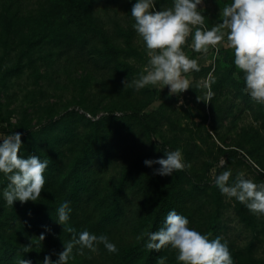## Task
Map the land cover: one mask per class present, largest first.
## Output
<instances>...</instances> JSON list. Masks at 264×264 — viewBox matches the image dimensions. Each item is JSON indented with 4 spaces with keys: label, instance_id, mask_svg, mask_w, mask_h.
Wrapping results in <instances>:
<instances>
[{
    "label": "trees",
    "instance_id": "1",
    "mask_svg": "<svg viewBox=\"0 0 264 264\" xmlns=\"http://www.w3.org/2000/svg\"><path fill=\"white\" fill-rule=\"evenodd\" d=\"M98 1L46 0L44 8L32 12L27 10L28 0H0V91L11 89L12 81L24 73H29L35 81L42 78L52 81V73L69 75L72 69L74 72L81 69V74L71 79L78 88L76 96L61 107H38L42 113L35 122L37 130L26 110L17 123L7 119L5 127L0 128V133H22L18 155L49 158L44 173L46 182L36 201L17 200L9 205L2 194L8 183L7 176L0 172V264H18L20 258L42 264L45 255L56 260L63 244L85 229L97 235L106 234L116 243L118 251L109 252L100 243L95 251L84 248L78 252L76 249L80 246L76 245L67 264H157L160 256L167 257L166 264H184L176 258L178 250L170 245L148 249L145 234L162 227L169 210L176 209L183 214L186 208V199L180 195L183 181L192 192L208 194L209 182L199 178H203L212 163L203 161L199 170L194 171L191 165L174 170L172 175L161 176L153 171L159 165L149 167L143 163L146 158L153 159L154 144L134 151L130 161L119 155L125 151L124 136L133 129L139 130L148 142L156 136L157 127L143 114L154 102L156 91L148 85L141 89L132 85L137 72L128 59L138 54L134 44L137 32L131 24L124 27L117 17L108 19L112 23V28H108L97 12ZM218 1L221 8L230 2ZM105 2V10L121 8L126 16L132 17L130 10L135 0ZM172 3L173 0H157V8L172 6ZM132 20L133 25L134 17ZM233 58L232 52L227 67L222 73L216 72L220 76L211 84L215 95L208 101L210 112L216 118L218 99L221 95L225 98L223 90H230L264 129V103H258L243 91L242 72L234 65ZM208 71L207 67L196 73L202 76ZM91 87L95 90L87 94V88ZM136 94L141 97L134 98ZM233 107L234 103L227 109L221 108L220 113L232 115ZM206 136L211 138L208 133ZM260 136L253 130H242L234 142L264 169V138ZM155 141L161 154L174 149L173 140ZM178 142L190 164V156L213 153L215 160L224 156L249 165L245 156L235 149L217 145L203 148L200 133L192 129L182 144ZM258 175L264 178V172ZM218 189L211 191L216 206L220 204ZM131 198H138L133 209L128 206ZM65 200L70 201L72 212L70 220L61 225L57 222L56 210ZM236 205L242 211V203L237 201ZM214 212L217 218L218 211ZM69 226L74 232L67 230ZM207 227L216 231L214 220H208ZM41 233H44L42 240ZM25 245H31L27 252ZM249 247L253 248L254 244ZM230 251L234 264H264L251 258L250 248L240 252L232 247Z\"/></svg>",
    "mask_w": 264,
    "mask_h": 264
},
{
    "label": "clouds",
    "instance_id": "2",
    "mask_svg": "<svg viewBox=\"0 0 264 264\" xmlns=\"http://www.w3.org/2000/svg\"><path fill=\"white\" fill-rule=\"evenodd\" d=\"M202 3L203 0H173L171 7L158 9L157 0H135L130 10L135 21L132 27L142 38L150 59L147 71L132 80V85L141 89L149 84H160L162 88L168 86L170 94L192 88L187 73L199 71L200 65L182 46L193 26H198L192 35V47L207 52L211 45L218 51L219 45L226 43L233 50L234 65L242 72L243 91L258 103H264V0H230L221 10L222 20L211 28L204 26L203 8L198 7ZM214 79L209 73L202 81L209 99L215 95L211 87ZM21 135L20 132L0 133V172L6 174L8 180L2 194L9 205L17 200L36 201L45 185L44 173L49 165L47 157L18 155L22 147ZM143 163L149 167L159 165L153 171L161 176L191 167L181 148L166 150L162 157L146 158ZM214 183L221 193L234 197L253 212L264 214V183L247 178L243 172L232 178L230 168L217 174ZM56 211L57 222L66 224L72 212L70 201L60 203ZM67 230L74 232L70 226ZM145 235L148 249L170 245L178 250L176 258L184 264H234L227 240L220 236L210 238L211 233H202L189 226L188 217L176 209L168 211L162 227ZM39 238L42 240L44 233ZM100 243L109 252L118 251L116 243L106 234L97 235L85 229L63 244L56 260L45 255L42 264H67L74 246H80L76 249L78 252L84 248L95 251ZM30 247L25 245L24 251ZM166 260L167 257L160 256L157 264H166ZM18 264H32V260L20 258Z\"/></svg>",
    "mask_w": 264,
    "mask_h": 264
},
{
    "label": "rangeland",
    "instance_id": "3",
    "mask_svg": "<svg viewBox=\"0 0 264 264\" xmlns=\"http://www.w3.org/2000/svg\"><path fill=\"white\" fill-rule=\"evenodd\" d=\"M27 3V10L36 12L39 8H44L46 0H28ZM106 5L105 0H99L96 8L103 20L102 22L106 24L108 28H112V23L108 20L110 17H117V20H120V23H122L124 27L130 24L132 27L133 17L126 16L121 8L116 10H114L115 8H109L105 10ZM198 7L203 8V14L205 15L204 26L211 28L222 20V8L218 0H203L202 5ZM195 27L198 26H193L192 33L186 38V42L182 47L186 54L198 59L200 69L208 67V73L198 76L196 73L197 71L191 70L187 75L191 80L192 88L179 94H170L168 86L162 88L160 84H149L148 87L156 91V98H154L155 100L150 106L143 110V114L148 115L153 121V124L157 127V134L154 136V139L148 142L141 136L139 130L133 129L128 135L124 136L122 147L125 148V151L122 153L123 155L121 153H119V155L123 156V159H128L130 161L133 158L134 151L140 148L148 149L154 144L155 150L153 152V159L162 157L164 154L159 153L160 147L157 145L155 139L160 141L173 140L174 149L179 148L178 141L182 144L183 138L189 134L190 129L195 131V133H200L202 141L200 144H203V148L206 147L208 149L217 145L226 149L237 150L238 153L245 156L249 165L238 159H226L224 156H219L218 159L215 160L214 157L216 156L213 153L210 156H190L194 171L201 168L200 164L203 161L212 163V167L202 175L203 178H199L202 182H209V187L207 188L208 194L199 195L192 192L190 186L185 181L181 183L182 189L180 195L186 199V208L182 211L183 214L189 218V226L196 228L202 233H211L210 238H214L216 235L222 237V239L227 240L229 248L234 247L240 252H244L245 248H250L252 251V259L264 261V214L249 210L243 203L241 205L242 211H239L236 205L238 200L221 193L220 189L217 191L220 200L218 206L213 203L215 197L211 195V191L218 187L214 183L217 169L220 170V173L230 168L232 170V178H235L238 173L243 172L247 178L253 179L257 183H264V178L258 175V172H264L260 170L262 168L246 153V150L236 147L234 142L237 141L236 136L242 130L249 132L253 130L259 133L263 139L264 129L260 127V122L254 119L252 112L246 109L243 102L239 98H235L232 91H227L226 89L223 90L225 98H222L221 95L218 99V108L216 109L218 113L217 116H215L216 118H214L208 107L209 98L205 94L206 89L202 86V81L208 77L209 73L217 79L220 74H216V72L221 71L222 73V69L227 67L233 50L223 42L219 45L218 51L216 47H212L211 45H209L207 52L195 50L192 47V35ZM134 44L138 54L128 59L129 64L137 72V74L133 76V80L138 78V75L142 72L147 71L146 66L150 59L147 55L148 49L138 33H134ZM0 54H2L1 50ZM42 71L43 69H41L40 72ZM101 73L102 71L100 74ZM80 74L81 69L78 68L75 72L72 69L69 75L62 72L52 73V81L47 78L35 81L34 77L29 73H24L23 77L20 79L13 80L11 89L6 92L0 91V128L5 127L7 119L11 123H17L23 110L30 113L32 117L31 123L35 124L38 115L42 113L38 107H48L51 105L61 107L67 101H70L79 93L78 88L73 84V80L71 79L73 77L77 78ZM92 90L94 91L95 88H87V94ZM138 97H141V95L136 94L134 98ZM233 103L232 115L225 116L220 113L221 108L227 109ZM99 112L104 113L102 110ZM101 113H99V115ZM117 113L120 114L118 111ZM79 129L82 131L81 126ZM35 130H37V124H35ZM206 133L210 134L212 139L208 138ZM221 141H224L225 144ZM170 144H172V142ZM225 145H229V147H225ZM197 174L201 173L198 172ZM131 199L128 206L133 209L136 206L138 198L137 200L134 198ZM216 210L218 211L217 218L214 214ZM210 213L214 214L213 217L210 216ZM208 220H214L216 231H213V228L207 227ZM246 220L249 221L246 222ZM251 243L254 244L253 248L249 247Z\"/></svg>",
    "mask_w": 264,
    "mask_h": 264
},
{
    "label": "built area",
    "instance_id": "4",
    "mask_svg": "<svg viewBox=\"0 0 264 264\" xmlns=\"http://www.w3.org/2000/svg\"><path fill=\"white\" fill-rule=\"evenodd\" d=\"M212 47H213V46H212ZM85 114H86V116H87V117H90V115H89V114H87V113H85ZM92 119H93V118H92Z\"/></svg>",
    "mask_w": 264,
    "mask_h": 264
}]
</instances>
